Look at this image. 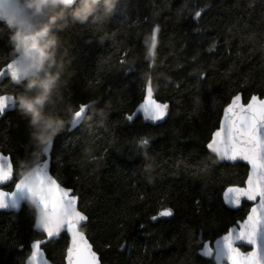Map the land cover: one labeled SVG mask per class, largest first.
<instances>
[{"label": "trees", "instance_id": "1", "mask_svg": "<svg viewBox=\"0 0 264 264\" xmlns=\"http://www.w3.org/2000/svg\"><path fill=\"white\" fill-rule=\"evenodd\" d=\"M22 3L35 29L62 8L56 0L42 11ZM105 7L101 0L95 22L85 23L69 10L56 33L66 66L44 114L64 127L52 142L51 173L78 198L88 217L82 231L102 264H214L200 250L250 211L247 203L227 209L222 200L227 187L245 185L249 169L219 162L207 144L235 95L264 98V0H119L111 15ZM14 33L0 22V69L20 54ZM45 76L39 70L23 84L8 79L0 94L38 96ZM149 80L155 98L170 104L157 126L128 119ZM81 104L90 106L87 117L73 128ZM30 121L20 107L0 120V152L12 158L14 183L45 160L46 146L33 161L38 129ZM167 208L171 217L152 219ZM35 219L29 203L19 213H0V264H26L31 244L44 238ZM68 247L63 233L43 250L53 264H65Z\"/></svg>", "mask_w": 264, "mask_h": 264}, {"label": "snow or ice", "instance_id": "2", "mask_svg": "<svg viewBox=\"0 0 264 264\" xmlns=\"http://www.w3.org/2000/svg\"><path fill=\"white\" fill-rule=\"evenodd\" d=\"M46 6L47 0H38ZM83 0H62V7L77 8ZM199 15V13H197ZM13 17L31 18L22 0H0V22L9 26ZM153 29L151 48L156 47V32ZM151 50L149 55H151ZM24 55H18L4 68L0 69V78L9 77L12 81L23 84L27 74L20 71L28 65ZM39 102V101H38ZM19 98L0 94V115L9 109L19 108ZM32 105L29 104V108ZM90 106L81 104L73 114L72 127L82 123ZM169 105L158 102L154 98L153 87L149 80L145 88V98L139 105L138 112L147 122H158L168 115ZM134 117L129 116L132 120ZM141 145L147 146V138H142ZM52 143L43 149L47 155ZM207 148L220 160L235 162L246 161L250 165V173L245 187L229 186L223 192L226 204L239 207L242 200L257 202L250 209L246 220L237 222L238 227L229 229L215 239L205 241L202 255L214 264H264V99L252 96L248 102L237 94L224 109L221 126L216 130L207 144ZM13 180L11 158L0 155V209H19L21 201L26 200L37 217L35 227L46 234L48 239L58 238L65 229L70 235L71 244L66 251V264H100V260L84 233L79 230L82 222L88 217L77 210L78 198L70 189L62 187L49 173L47 159L32 166L29 175L18 178L14 190H3L6 183ZM170 208L159 212L158 217H171ZM46 240H36L31 244L29 264H41L43 252L41 245ZM244 245L252 246L250 252H242Z\"/></svg>", "mask_w": 264, "mask_h": 264}, {"label": "clouds", "instance_id": "3", "mask_svg": "<svg viewBox=\"0 0 264 264\" xmlns=\"http://www.w3.org/2000/svg\"><path fill=\"white\" fill-rule=\"evenodd\" d=\"M30 2L31 6L38 11H42L45 7L41 6L38 0H30ZM100 2L101 0H88V3L83 7L71 9L69 7H62L56 19L50 17L48 22L42 27L36 29L30 28L27 32L21 29L18 30V34L14 33L12 36V42L14 45H19L20 53L24 54L26 58L33 60L36 69L46 72L45 79L41 81L43 91L40 95L35 97L22 95L20 97V109L25 114L31 115L30 124L38 129L32 133L34 137L32 141L33 161L41 155V149L49 143H52L64 127L63 121L57 123L54 118L44 114V106L51 99L53 91L59 89L61 84L60 77L66 66L65 62L58 58L61 55L59 49L62 43L56 33L64 28L63 25H60V21L67 17V13L70 10L73 21L85 23L89 20L85 17H91L95 22L94 14L96 12V6ZM103 2L106 6V14L111 15L116 9L119 0H103ZM57 7H60V5H57ZM63 54H67L66 50ZM29 104L32 105L31 108H29ZM22 164H26V162H22ZM30 171L31 169L27 170L25 176L29 175Z\"/></svg>", "mask_w": 264, "mask_h": 264}, {"label": "water", "instance_id": "4", "mask_svg": "<svg viewBox=\"0 0 264 264\" xmlns=\"http://www.w3.org/2000/svg\"><path fill=\"white\" fill-rule=\"evenodd\" d=\"M56 1H58V2L61 4V0H56ZM25 7H26V6H25ZM26 8H27V7H26ZM27 10H28L29 16H30L31 18L20 19V18H18V17H13L9 23H11V24H12L15 28H17L18 30H21V29H22V30L25 31V32H27L30 28H31V29H35V23H34L33 17H32V15H31V13H30V11H29L28 8H27ZM157 36H158V32H156V47H155L154 49H152V48L150 47V50H151V53H152V54L149 55V57H151V58H154V56H155V51H156V48H157V41H158ZM150 50H149V51H150ZM19 55H24V54H21V53H20ZM17 56H18V55H17ZM24 56H25V55H24ZM25 58H26V56H25ZM26 59L28 60L29 63H28L27 66L21 68L20 71L23 72V73H25V74H27V79H29V78H32V77L36 76V75L38 74L39 70L36 69V68L34 67L33 60H31V59H29V58H26ZM5 66H6V65H5ZM5 66H4V67H5ZM4 67H3V68H4ZM8 79H9L12 83H14V84H19V83H16V82L12 81L9 77H3V78H0V85L3 84V83H4L6 80H8ZM150 81H151V80H150ZM148 82H149V81H148ZM147 84H148V83H147ZM151 85H152V82H151ZM146 86H147V85H146ZM5 94H7V95H11V96L15 97L13 94H10V93H5ZM153 94H154V92H153ZM238 94H240V95L242 96L241 93H238ZM254 96L259 97L258 95H254ZM144 98H145V96H144ZM154 98H155V94H154ZM233 98H234V97H233ZM233 98H232V99H233ZM259 98H260V97H259ZM155 99H156V98H155ZM261 99H264V98H261ZM242 100H243V96H242ZM243 101H244V100H243ZM142 102H143V101H142ZM142 102H141V103H142ZM158 102H160V101H158ZM141 103H140V104H141ZM161 103H163V102H161ZM140 104H139V105H140ZM167 104L169 105L168 115H167V116L165 117V119L162 120V121H158V122H155V123L145 121V120L142 118V115L138 112L139 105L136 107V109L134 110V112H133V114H132V116L134 117L132 120H134V119H136L138 116H140V117L143 119L144 123H146V124H149V125H152V126L161 125V124H163V123L167 120V118L169 117V113H170V104H169V103H167ZM228 105H229V104H228ZM228 105H227V106H228ZM227 106H226V107H227ZM226 107H225V108H226ZM225 108H224V109H225ZM14 110H15V109H9V110H7L3 115H0V120H1L2 118H4L8 113L13 112ZM223 113H224V110H223ZM222 117H223V114H222ZM222 117H221V120H220L219 127L221 126ZM219 127H218V129H219ZM218 129H217V130H218ZM46 147H47V146H46ZM51 150H52V146H51L50 152L46 155V154L44 153V151H43V155L45 156V159H47V161H48V164H49V173H50V175H51V176L57 181V179H56V178L52 175V173H51ZM207 150L209 151V153H211L210 150H209L208 148H207ZM211 154L214 155V156L218 159V161L221 162V163H226V164H230V165L243 164V165L247 166L248 169H249V170H248V176H249V173H250V165H248L246 161H241V160H237V161H235V162L222 161V160H220V159H219L214 153H211ZM0 155L8 156V157L11 158L10 155H5V154H3L2 152H0ZM11 161H12V158H11ZM12 166H13V180H12L11 182L6 183V184L4 185V187H3V190H4V191H7V192H11V191L14 190V187H13V189L10 190V191L5 189L7 186H10V185H12V184L14 183V179H15V168H14L13 162H12ZM25 175H26V174H25ZM25 175H24V176H25ZM24 176H23V177H24ZM248 176H247V178H248ZM21 178H22V177H21ZM246 181H247V179H246ZM57 182H58V181H57ZM58 183H59V182H58ZM61 186L64 187L62 184H61ZM245 186H246V182H245V185H244V186H239V187H245ZM65 188H66V187H65ZM67 189H69V188H67ZM226 189H227V188H226ZM70 190H71V189H70ZM71 192H72V194H73V191H72V190H71ZM222 200H223V203H224V205H225V207H226L227 209L234 210V211H237V210L241 209V207H242V205H243L244 203L249 204L251 207H253V206L255 205V203H257V202H252V201L242 200L241 205L237 208V207H232V206L226 204L225 201H224V199H223V195H222ZM27 203H28V202H27L26 200H23V201H21V205H20V208H19V209H12V208L0 209V213H11V212L19 213V212L22 210L23 206H24L25 204H27ZM250 209H251V208H250ZM77 210L81 211V210L79 209V207H78V200H77ZM249 213H250V211L248 212V214H249ZM248 214H247V215H248ZM247 215H246V217H245L244 220H246ZM36 220H37V217H36V219H35L34 230L37 231V232H39V233H42V234L44 235V238L41 239L42 241L47 239V243H44V244L41 245V249H42V252H43V257H42V259H41V264H53V263L48 259V257H47V255H46L45 251L43 250L44 246H46V245H47L48 243H50L51 241L58 239V238L61 236V234H63V233L66 234V235L68 236V238H69V246H70V244H71V238H70V235L67 233V231H66L65 229H62V230L60 231V234H59V237H58V238H51V239H48V238L46 237V234H45V233H43L41 230H38V229L35 227V225H36ZM244 220H242V221H238V222H243ZM87 223H88V220H87L86 222H82L81 225H80L79 230L82 231V228H83ZM233 227H238V224L236 223L235 225L231 226L229 229H231V228H233ZM82 232H83V231H82ZM83 233H84V232H83ZM84 235H85V237L87 238V236H86L85 233H84ZM87 240H88V242L91 244V242H90V240H89L88 238H87ZM34 242H35V241H34ZM34 242H33V243H34ZM91 245H92V244H91ZM202 249H203V247H202ZM202 249L200 250V255H201L203 258H206V257H204V256L201 254V253H202ZM244 249H245V250H244ZM92 250L95 251L93 245H92ZM252 250H253L252 246L244 245V246L241 247V251H242V252H245V253L250 252V251H252ZM31 252H32V250H31ZM95 252H96V251H95ZM96 254H97V256H98V258H99V260H100V256H99V254H98L97 252H96ZM30 257H31V254H30V256L28 257L26 264H29ZM206 259H209V258H206ZM65 264H66V257H65ZM100 264H102L101 260H100Z\"/></svg>", "mask_w": 264, "mask_h": 264}, {"label": "flooded vegetation", "instance_id": "5", "mask_svg": "<svg viewBox=\"0 0 264 264\" xmlns=\"http://www.w3.org/2000/svg\"><path fill=\"white\" fill-rule=\"evenodd\" d=\"M11 186V185H10ZM8 187V186H7ZM14 187V186H13ZM13 189V188H12ZM10 191V190H9ZM245 250V249H244Z\"/></svg>", "mask_w": 264, "mask_h": 264}, {"label": "bare ground", "instance_id": "6", "mask_svg": "<svg viewBox=\"0 0 264 264\" xmlns=\"http://www.w3.org/2000/svg\"><path fill=\"white\" fill-rule=\"evenodd\" d=\"M65 187V186H64Z\"/></svg>", "mask_w": 264, "mask_h": 264}]
</instances>
